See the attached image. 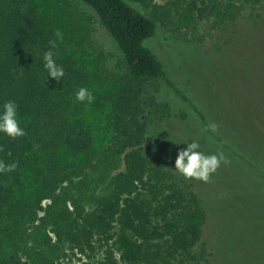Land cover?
I'll return each instance as SVG.
<instances>
[{
  "label": "trees",
  "instance_id": "16d2710c",
  "mask_svg": "<svg viewBox=\"0 0 264 264\" xmlns=\"http://www.w3.org/2000/svg\"><path fill=\"white\" fill-rule=\"evenodd\" d=\"M52 1L0 0V105L16 102L26 132L0 134V162L16 164L0 172V264H59L67 251L101 264H211L205 203L214 194L174 161L181 143L196 141L264 193V0H79L124 61V74L101 93V56ZM159 29L174 44L200 46L208 36L217 59L228 54L232 75L219 91L230 97L231 125H215L216 110L168 76L145 43ZM50 49L64 68L60 82L44 69ZM81 87L93 93L91 105L76 101ZM91 116L105 122L99 153ZM155 124L165 137L151 134ZM259 228L253 264H264V217L253 233Z\"/></svg>",
  "mask_w": 264,
  "mask_h": 264
},
{
  "label": "rangeland",
  "instance_id": "374dc122",
  "mask_svg": "<svg viewBox=\"0 0 264 264\" xmlns=\"http://www.w3.org/2000/svg\"><path fill=\"white\" fill-rule=\"evenodd\" d=\"M57 1L61 5L52 1V7L56 6L65 20L84 36L86 50L95 51L101 56L98 63L94 65L96 68L94 73L97 77L95 79L102 81L103 87L98 89L101 93L106 86L108 88L114 83V79L124 74L123 57L89 7L79 0ZM136 7L149 16L146 9L138 5ZM206 29L205 25L200 27L196 35L200 38L205 37ZM168 35L164 30L159 29L153 39L145 43L163 63L168 76L179 88L190 87L194 90L193 96L196 95L205 110H216L220 118L215 125L218 126L219 123L224 126L231 125L225 117L229 107L224 102V99L229 100L230 97L222 98L219 91V85L223 83L221 90H224L228 85L229 74L232 75L233 66L229 71L231 65L227 62L228 54L217 59L216 53L211 51L214 40L208 36L199 43L200 46H197L189 45L190 43H171L170 39H166ZM91 117L98 137L93 150L99 153L105 150V141H103L105 122L103 116ZM151 134L154 137H165L162 129L156 124L151 128ZM225 162L210 175L202 190L205 195L214 194L207 197L205 203L208 214L205 228L208 239L207 250L212 254L210 263L253 264L257 256L254 251H257L258 240L262 237L260 228V233L253 232L264 217L261 214L264 193L258 191V187L248 186V180L240 177L239 173L231 168L230 163ZM110 171L115 172L113 169ZM254 189L258 192H253ZM43 204L45 207L48 203ZM66 254L67 256L61 259L59 264H101V258L98 255L88 258L76 252L67 251Z\"/></svg>",
  "mask_w": 264,
  "mask_h": 264
},
{
  "label": "clouds",
  "instance_id": "9594fccd",
  "mask_svg": "<svg viewBox=\"0 0 264 264\" xmlns=\"http://www.w3.org/2000/svg\"><path fill=\"white\" fill-rule=\"evenodd\" d=\"M55 36L62 39V33L57 30ZM55 43H52V48ZM44 69L48 78L60 82L65 75L62 65L57 64L54 59V52L50 49L43 54ZM76 101L91 105L95 97L86 87H81L75 94ZM0 134L10 139L24 137L26 132L21 127L18 115V105L12 100L5 101L0 105ZM185 147L179 150L174 161V170L185 179L207 182L210 175L213 174L221 162L224 160L223 154L207 155L200 151V144L196 141L181 143ZM16 164L5 165L0 162V172H12Z\"/></svg>",
  "mask_w": 264,
  "mask_h": 264
}]
</instances>
